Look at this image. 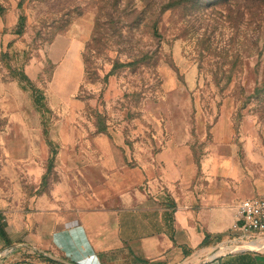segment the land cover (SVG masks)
I'll return each mask as SVG.
<instances>
[{
	"label": "rangeland",
	"instance_id": "obj_1",
	"mask_svg": "<svg viewBox=\"0 0 264 264\" xmlns=\"http://www.w3.org/2000/svg\"><path fill=\"white\" fill-rule=\"evenodd\" d=\"M224 115L230 166L257 172L264 0H0V212L13 240L0 238V264L46 262L21 251L51 209L153 193L168 143L204 168ZM263 236L230 231L199 253Z\"/></svg>",
	"mask_w": 264,
	"mask_h": 264
},
{
	"label": "crops",
	"instance_id": "obj_2",
	"mask_svg": "<svg viewBox=\"0 0 264 264\" xmlns=\"http://www.w3.org/2000/svg\"><path fill=\"white\" fill-rule=\"evenodd\" d=\"M224 116L215 126L219 150L207 152L204 168L185 145L168 143L159 154L162 174L153 193L122 207L51 209L37 217V230L28 236L33 244H22L21 251L46 262L5 264H264V236L251 241H260L261 248L204 260L199 253L206 239L231 231L242 200L264 195V159L257 172L230 166L222 145L229 131ZM0 225L6 232L2 243L11 246L2 212Z\"/></svg>",
	"mask_w": 264,
	"mask_h": 264
},
{
	"label": "built area",
	"instance_id": "obj_3",
	"mask_svg": "<svg viewBox=\"0 0 264 264\" xmlns=\"http://www.w3.org/2000/svg\"><path fill=\"white\" fill-rule=\"evenodd\" d=\"M231 232L242 237L264 234V195L240 202Z\"/></svg>",
	"mask_w": 264,
	"mask_h": 264
},
{
	"label": "bare ground",
	"instance_id": "obj_4",
	"mask_svg": "<svg viewBox=\"0 0 264 264\" xmlns=\"http://www.w3.org/2000/svg\"><path fill=\"white\" fill-rule=\"evenodd\" d=\"M237 247H245V248H250V247H258L261 248V242L257 241V242H243L241 246H237ZM229 248H231V246H227L223 243L219 244L217 247L210 249V251L214 250V254L218 255L221 254L222 252H226L227 250H229ZM264 251V250H263Z\"/></svg>",
	"mask_w": 264,
	"mask_h": 264
},
{
	"label": "trees",
	"instance_id": "obj_5",
	"mask_svg": "<svg viewBox=\"0 0 264 264\" xmlns=\"http://www.w3.org/2000/svg\"><path fill=\"white\" fill-rule=\"evenodd\" d=\"M0 236H3V237L6 236V232L4 230V226H1V225H0Z\"/></svg>",
	"mask_w": 264,
	"mask_h": 264
}]
</instances>
